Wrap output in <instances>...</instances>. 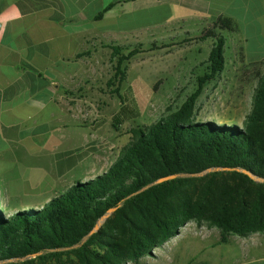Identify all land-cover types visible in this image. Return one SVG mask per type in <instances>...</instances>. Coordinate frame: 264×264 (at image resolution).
Listing matches in <instances>:
<instances>
[{
  "label": "trees",
  "instance_id": "trees-1",
  "mask_svg": "<svg viewBox=\"0 0 264 264\" xmlns=\"http://www.w3.org/2000/svg\"><path fill=\"white\" fill-rule=\"evenodd\" d=\"M223 31L239 33L236 21L220 15L202 29L197 39L210 38L212 45L194 90L156 121L132 127L105 171L76 177L40 207L6 215L0 206V264H150L141 259L188 222L217 228L219 244L232 235H264V59L244 70L256 83L240 123L198 119L199 96L225 69ZM154 44L151 50L169 46ZM142 45H104L116 63L109 85H121L124 64L144 51ZM114 92L122 98L118 88ZM120 114L126 115V105L114 115L117 122Z\"/></svg>",
  "mask_w": 264,
  "mask_h": 264
},
{
  "label": "rangeland",
  "instance_id": "rangeland-1",
  "mask_svg": "<svg viewBox=\"0 0 264 264\" xmlns=\"http://www.w3.org/2000/svg\"><path fill=\"white\" fill-rule=\"evenodd\" d=\"M223 1L219 0L220 3ZM243 1L247 3L236 10L239 33L223 31L226 37L225 69L204 87L199 96V120H213L217 124L240 123L250 106L256 81L252 74L249 75L250 80L247 79L244 70L250 67L249 63L264 59V0H238L240 3ZM132 8L131 3L126 5V11L117 7L113 18L99 23L109 27L126 24V36L105 38L117 42L126 40L117 44H126L130 48L142 43L144 51L124 64L126 77L120 86L117 80L109 85L116 63L115 59H110L111 49L103 42L99 43L92 68L89 67L85 73L83 66V83L77 85L68 98L71 114L67 117V146L56 149L43 167L22 172L30 175L29 178L5 179L6 185L0 184V206L6 215L16 208L40 207L45 200L75 182L76 177L84 180L102 173L130 140L132 127L156 121L165 113L167 106H178L194 90L196 76L203 72L200 63L205 61L212 45L210 38L197 39L203 29L202 21H187L184 27L190 33H184L182 27L150 31V27L160 21L167 10L144 13ZM153 42L156 47L169 46L151 50ZM90 71L93 72L91 75ZM116 88L122 98L114 92ZM125 105L126 115L120 114V122H117L114 115ZM130 113L138 115L129 118ZM41 173L44 182L38 189L23 188L26 181L34 183L33 176ZM15 175H21V172ZM190 228L189 235L186 236L184 230L180 235L174 234L169 242L156 247L141 260L150 264H170V259L180 253L187 259L195 254L211 253L210 264H251L256 256L264 258V236L261 233H253L247 238L232 235L227 243L215 244V239L219 240L217 228L188 222L185 229ZM248 240L261 243V246H250ZM200 247L204 250L201 254L198 253Z\"/></svg>",
  "mask_w": 264,
  "mask_h": 264
},
{
  "label": "crops",
  "instance_id": "crops-1",
  "mask_svg": "<svg viewBox=\"0 0 264 264\" xmlns=\"http://www.w3.org/2000/svg\"><path fill=\"white\" fill-rule=\"evenodd\" d=\"M109 3L114 6L96 19ZM128 3L134 11L144 13L167 10L150 31L182 27L184 33H190L184 27L187 21H202L200 25L204 29L220 15L235 20L236 10L247 1L0 0V184L6 185L5 179L29 178L30 175L22 172L43 167L56 149L67 146V117L71 114L68 98L83 83V66L88 73L100 42L107 45V42L126 41L105 38L126 36V24L109 27L100 25L99 21L113 18L117 7L126 11ZM87 51L89 54L83 55ZM20 172L21 175H15ZM42 175L33 176L34 183L26 181L23 188L38 189L44 182ZM182 230L187 236L191 228L184 226L177 235ZM217 239L215 244H219ZM249 242L250 246H261ZM200 248L199 254L204 252ZM192 260L210 264L211 253L195 254L191 259L183 258L180 253L170 259V264H189ZM251 264H264V258L256 256Z\"/></svg>",
  "mask_w": 264,
  "mask_h": 264
},
{
  "label": "water",
  "instance_id": "water-1",
  "mask_svg": "<svg viewBox=\"0 0 264 264\" xmlns=\"http://www.w3.org/2000/svg\"><path fill=\"white\" fill-rule=\"evenodd\" d=\"M55 87L58 88V83H56V86ZM167 178H169V177L161 178L158 181H162V180L167 179ZM109 213H110V210L108 211V213H106L105 215H103L101 217V219L97 222V224L95 225V227L93 228V230L91 232H94V231H96L99 228L100 224L102 223L101 220H104L108 216Z\"/></svg>",
  "mask_w": 264,
  "mask_h": 264
},
{
  "label": "built area",
  "instance_id": "built-area-1",
  "mask_svg": "<svg viewBox=\"0 0 264 264\" xmlns=\"http://www.w3.org/2000/svg\"><path fill=\"white\" fill-rule=\"evenodd\" d=\"M2 27V23L0 22V28Z\"/></svg>",
  "mask_w": 264,
  "mask_h": 264
}]
</instances>
